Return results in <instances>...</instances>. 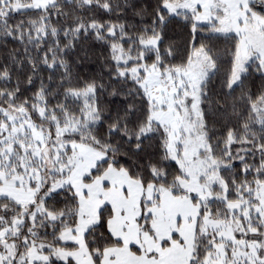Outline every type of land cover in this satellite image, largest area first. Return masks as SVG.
<instances>
[{"label": "snow or ice", "instance_id": "obj_1", "mask_svg": "<svg viewBox=\"0 0 264 264\" xmlns=\"http://www.w3.org/2000/svg\"><path fill=\"white\" fill-rule=\"evenodd\" d=\"M0 46V264H264V0H0Z\"/></svg>", "mask_w": 264, "mask_h": 264}, {"label": "trees", "instance_id": "obj_2", "mask_svg": "<svg viewBox=\"0 0 264 264\" xmlns=\"http://www.w3.org/2000/svg\"><path fill=\"white\" fill-rule=\"evenodd\" d=\"M141 4L155 3V0H138ZM108 17H105L107 19ZM130 22L141 23L140 17L132 18L130 14ZM55 22V21H54ZM147 22V21H144ZM188 29L184 24L177 19L174 21L167 29L166 39L170 42H173L176 45L178 52L183 55L185 47L190 48L188 41L190 40ZM213 44L214 50L217 54L222 57L224 69L228 67L227 61L230 56L231 43L224 39H213L210 41ZM19 47L18 44L9 43L8 48ZM109 49L108 46L101 40H97L94 34H90L88 37L81 40L78 48L75 51V54L69 57V60L72 64V73L73 76L80 80H87L89 78H99L103 75L104 79L107 80V73L105 70V58L108 56ZM7 50L0 46V62H4ZM219 79V78H216ZM216 79L213 83L209 85L211 89L210 95L213 97L212 100L206 102L205 107V120L207 121L210 128L220 129L225 123L230 121L234 122L235 117L232 115V110L229 108L225 112L220 106L216 104V99L219 98L220 89L216 86ZM247 85L252 90H257L261 86V80L258 76H253L248 82ZM239 94V90H237ZM118 99L115 97L102 95L101 102L111 106L112 102ZM51 239V237H49Z\"/></svg>", "mask_w": 264, "mask_h": 264}]
</instances>
